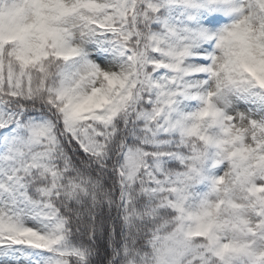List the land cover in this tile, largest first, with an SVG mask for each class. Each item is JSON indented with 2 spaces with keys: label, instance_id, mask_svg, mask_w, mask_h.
Listing matches in <instances>:
<instances>
[{
  "label": "snow or ice",
  "instance_id": "6c2138e0",
  "mask_svg": "<svg viewBox=\"0 0 264 264\" xmlns=\"http://www.w3.org/2000/svg\"><path fill=\"white\" fill-rule=\"evenodd\" d=\"M0 264H264V0H0Z\"/></svg>",
  "mask_w": 264,
  "mask_h": 264
}]
</instances>
